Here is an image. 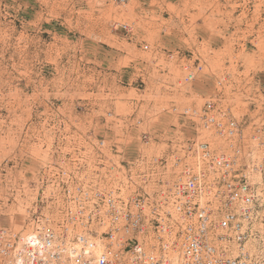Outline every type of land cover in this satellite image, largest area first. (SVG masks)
<instances>
[{
	"label": "rangeland",
	"instance_id": "374dc122",
	"mask_svg": "<svg viewBox=\"0 0 264 264\" xmlns=\"http://www.w3.org/2000/svg\"><path fill=\"white\" fill-rule=\"evenodd\" d=\"M208 104L264 140V0H0V231L56 212L61 154L125 164Z\"/></svg>",
	"mask_w": 264,
	"mask_h": 264
},
{
	"label": "built area",
	"instance_id": "2783aa9c",
	"mask_svg": "<svg viewBox=\"0 0 264 264\" xmlns=\"http://www.w3.org/2000/svg\"><path fill=\"white\" fill-rule=\"evenodd\" d=\"M192 116L196 137L145 136L156 150L125 164L61 154L46 183L56 212L0 231V264H264L263 135L216 105Z\"/></svg>",
	"mask_w": 264,
	"mask_h": 264
}]
</instances>
